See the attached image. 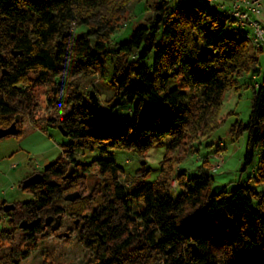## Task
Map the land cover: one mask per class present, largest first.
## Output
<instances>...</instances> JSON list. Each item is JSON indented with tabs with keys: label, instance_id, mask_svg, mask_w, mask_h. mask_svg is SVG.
I'll list each match as a JSON object with an SVG mask.
<instances>
[{
	"label": "trees",
	"instance_id": "trees-1",
	"mask_svg": "<svg viewBox=\"0 0 264 264\" xmlns=\"http://www.w3.org/2000/svg\"><path fill=\"white\" fill-rule=\"evenodd\" d=\"M135 1L141 0H0V128L18 116L44 123L34 117V87L42 85L48 108L62 116L51 114L46 123L62 126L71 139L63 155L40 171L44 182L29 188L22 182L33 199L14 202L11 212L4 211L7 201L0 204V224L6 213L14 228L40 218L24 229L23 240L36 244L42 221L66 211L69 168L80 177L97 167L106 180L104 196L77 198L71 211L103 241L89 264H264V192L242 184L211 192L208 161L193 177L172 167L185 140L201 132L208 136L220 125L226 91L258 72L263 50L230 33L233 20L217 6L213 12L214 5L198 0H148L152 16L144 15L145 22L111 49L109 39ZM96 77L112 89L107 103L112 113L102 119L88 106ZM171 82L175 86L169 88ZM126 100L133 116L119 121L113 110ZM243 133L248 136L242 169L258 155L256 182L264 184V78L253 87L248 120L232 126L233 136ZM167 136L172 141L162 166L166 178L147 182L148 171L140 170L131 189L123 185L124 169L113 158L75 159L78 149H99L103 155L125 149L144 157ZM12 227L0 229V243L13 239ZM28 255H4L0 264H21Z\"/></svg>",
	"mask_w": 264,
	"mask_h": 264
},
{
	"label": "rangeland",
	"instance_id": "rangeland-1",
	"mask_svg": "<svg viewBox=\"0 0 264 264\" xmlns=\"http://www.w3.org/2000/svg\"><path fill=\"white\" fill-rule=\"evenodd\" d=\"M176 3V2H175ZM213 12L219 9L210 6ZM152 16V9L148 6V0L133 2L127 9L124 20L118 30L109 39V47L114 49L115 43L126 41L132 31L145 22L143 16ZM81 28L80 31H85ZM153 56L151 57L152 60ZM264 78V50L260 54V68L254 74H246L239 79L236 88L226 91L221 106L220 125L208 136L202 132L193 140H185L179 150L172 156V167L175 171H186L187 177L200 174V167L208 161L211 176L210 191L231 190L238 184L248 185L255 191L264 192V184L257 183V167L259 156L255 157L252 165L246 170L242 169L243 156L247 142V133L233 136L232 126L237 120L247 121L251 111L253 87L259 85ZM95 91L100 105H95L90 97L88 106L96 118L102 119L112 113L107 103L112 97V89L100 77L93 80ZM175 82L169 84V88L175 86ZM47 89L42 85L34 87L37 105L34 117L44 123L32 122L22 116L17 117L21 133L0 139V204L25 202L34 198L30 191L21 187L22 182L32 174L40 172L45 165L56 161L64 153V144L71 139L64 135L57 126L46 123L51 114L60 116L55 110H50L47 105ZM132 104L126 100L120 107L113 110L119 121L132 118ZM62 117V116H60ZM172 141L171 136L163 138L141 157L133 150L114 149L106 155L101 154L99 149H78L75 159L80 163H88L96 158H113L124 169L121 177L126 189H131L132 180L138 171L146 170L148 174L143 177L147 182H155L166 178L162 175V166L167 148ZM207 172H204V174ZM170 181L174 193L177 194L178 182L176 177ZM105 176L97 167L90 173L80 177L72 174V166L65 176L63 193L79 191L81 199L85 197L104 196ZM66 208L63 214L62 226L59 230L49 234L40 235L36 244L30 245L23 240L25 230L20 227H12L9 223L8 213L2 215L0 229L11 228L13 239L9 243H0V257L4 255H21L27 252L29 255L21 259V264H89L94 261L97 252L103 248V241L92 236L85 226V221L76 227L74 216L71 215L73 204L64 201ZM94 204L86 213H91ZM133 250V248L131 249ZM135 251V250H134Z\"/></svg>",
	"mask_w": 264,
	"mask_h": 264
},
{
	"label": "built area",
	"instance_id": "built-area-1",
	"mask_svg": "<svg viewBox=\"0 0 264 264\" xmlns=\"http://www.w3.org/2000/svg\"><path fill=\"white\" fill-rule=\"evenodd\" d=\"M181 1V0H173ZM217 6L233 21L229 32L244 37L255 48L264 50V25L260 21L263 12V0H198Z\"/></svg>",
	"mask_w": 264,
	"mask_h": 264
},
{
	"label": "water",
	"instance_id": "water-1",
	"mask_svg": "<svg viewBox=\"0 0 264 264\" xmlns=\"http://www.w3.org/2000/svg\"><path fill=\"white\" fill-rule=\"evenodd\" d=\"M12 52H13L14 55H19V54L22 53L21 51H15V50H13ZM90 98H91L92 102L95 105H99L100 104L99 98L96 95L95 91L92 90L90 92ZM59 129L62 131V133L64 135H67L66 131L63 129L62 126H59ZM19 130L20 129L18 127L17 121L13 122L7 128H0V139L5 138L7 136L17 135ZM52 164H54V161L48 163L47 165H45L44 168L47 169ZM44 181H45L44 174L42 172H37V173L32 174L27 179H25L23 184H24L25 187L29 188L32 185L39 184V183H42ZM80 197H81V193L79 191H75V192H71V193H68L67 195H65L64 199L66 201H75L77 198H80ZM3 208H4L5 212H11V211H13L16 208V205L14 203H6L3 206ZM53 219L54 218L52 216L47 217L46 220H45V225H49ZM39 221H40V218L32 220V221L23 220L19 224V227L21 229H29V228L34 227ZM61 221H62L61 215L57 216L55 218V223L51 227V230L52 231L58 230L60 228V226H61ZM46 234L47 233H43V236H45ZM190 246L193 248V252L194 253H198V248H197V246L194 243L190 244Z\"/></svg>",
	"mask_w": 264,
	"mask_h": 264
},
{
	"label": "flooded vegetation",
	"instance_id": "flooded-vegetation-1",
	"mask_svg": "<svg viewBox=\"0 0 264 264\" xmlns=\"http://www.w3.org/2000/svg\"><path fill=\"white\" fill-rule=\"evenodd\" d=\"M81 198V197H80ZM70 202H73V201H70ZM65 213V211L62 213V214H60L61 215V217H62V220H63V214ZM59 216V215H58ZM54 219L51 221V223L49 224V225H45V220H46V218L44 219V221H42V227H43V232H42V234L41 235H43V233H47L46 235H49V234H51V233H53V232H55V231H52L51 230V227H52V225L55 223V218L57 217V216H52ZM88 217H89V213H86L85 214V216L83 217L84 219H88ZM80 218H78V219H75V224H76V227L79 225V223H80ZM61 226H62V221H61ZM61 226H60V228H61ZM59 228V229H60ZM58 229V230H59ZM57 231V230H56Z\"/></svg>",
	"mask_w": 264,
	"mask_h": 264
},
{
	"label": "crops",
	"instance_id": "crops-1",
	"mask_svg": "<svg viewBox=\"0 0 264 264\" xmlns=\"http://www.w3.org/2000/svg\"><path fill=\"white\" fill-rule=\"evenodd\" d=\"M260 21L262 22V24L264 25V0H263V12L260 15Z\"/></svg>",
	"mask_w": 264,
	"mask_h": 264
}]
</instances>
